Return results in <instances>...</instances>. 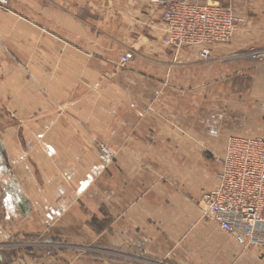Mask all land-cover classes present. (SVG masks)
Masks as SVG:
<instances>
[{
  "label": "rangeland",
  "instance_id": "1",
  "mask_svg": "<svg viewBox=\"0 0 264 264\" xmlns=\"http://www.w3.org/2000/svg\"><path fill=\"white\" fill-rule=\"evenodd\" d=\"M194 2L234 8L239 20L236 29L224 36L211 24L205 28L207 36L200 34L203 39L186 36L199 40L195 45H173L167 42L173 34L166 31L164 22L161 29L154 28V18L133 24L130 32L108 31L106 21L96 34H69L76 43L81 38L101 40L99 48L81 50L86 58L100 57L96 60L100 64L95 61L85 66L80 77L70 79H62L66 77L61 74L73 76L76 65L50 61L44 48L18 38L12 22L0 17V264H29L34 250L42 248L80 250L87 255L93 250L150 247L140 226L114 224L124 221V209L110 212V201L123 202L126 188L136 195L132 201L147 197L169 206L180 199L185 203L182 207L190 205L202 220L210 221L200 201L204 189L217 185L225 155L215 157L220 146L201 142L195 137L199 130L189 125L202 122L206 115L211 126H218L240 115L264 114V0ZM148 3L150 10L158 8ZM0 11L22 21L31 17L46 26L44 7L32 14L29 0H0ZM100 15L102 20L109 16L106 11ZM127 54L133 58L125 62ZM92 70L94 75L85 77ZM189 75L197 81L190 82ZM131 106L134 126L126 131L125 107ZM61 121L78 124L84 152L79 162L53 159L55 150L43 144L45 136H50L49 124L53 127ZM141 124H149L146 144L133 145L134 151L129 152L126 132L139 137L146 132ZM112 135L117 136V144H112ZM147 154L148 159L139 161V155ZM46 168L58 173V178L49 176ZM139 168L148 175L124 174ZM76 185L78 193L59 191V202L72 194L90 205L85 216L50 199L49 208H44L42 190ZM56 204L61 208H53ZM187 217V223L171 227L183 234L199 231V219ZM148 228L155 239L162 240L169 226L152 222ZM234 242L230 239L229 264L237 263L231 253Z\"/></svg>",
  "mask_w": 264,
  "mask_h": 264
},
{
  "label": "crops",
  "instance_id": "2",
  "mask_svg": "<svg viewBox=\"0 0 264 264\" xmlns=\"http://www.w3.org/2000/svg\"><path fill=\"white\" fill-rule=\"evenodd\" d=\"M43 3L45 5H43ZM42 6L45 10L46 26L36 22L31 17H29V19L27 18V21H22L15 15H9L1 11L0 17L6 18L8 21L12 22L11 26L13 28V33H16L18 38L23 40L27 38L29 44L34 48H44L49 55L48 59L50 61L60 59L62 63L76 65L77 72L72 74L73 76L61 74V77H66L62 79L80 77L86 70L85 66L94 65V62L100 58L97 56L92 59L86 58L82 55L84 52L81 51L84 46L91 47L93 50L99 48L101 42L99 38H93L90 42L84 41V39L81 38L76 43L68 37L69 34L88 32L96 34L101 31L103 25H106V21L109 23V28L106 30L113 32H118V29L119 31L130 32L133 30V24H145L149 22L150 17L157 21L154 28L159 29L160 27L161 29L164 25L162 10H159V7V9L153 7L150 10L147 0H29V7L32 14L37 13V10L42 8ZM102 9L109 14L107 20H102L100 14L105 12L102 11ZM152 15L156 16L152 17ZM38 44L43 47L38 46ZM96 62L100 64L99 61ZM90 75H94L93 70L90 72L89 76L85 77L89 78L91 77ZM192 77L193 76L189 75L190 82H193V80L197 81L196 78ZM173 79L181 80L176 77ZM125 112L124 128L126 131L132 130L134 126L133 119H135L134 115L129 116V112H133L132 106L125 107ZM208 115L211 116V112ZM40 125L41 123L39 126ZM141 125L144 127L143 129L149 126V124ZM189 127L199 130L195 133V137H198L201 142L210 146H220L219 149L216 148L215 153L213 152V155L219 158L220 155H225L228 139L231 136L264 137V114L257 112L248 118H244V115H240V118H232L231 120H227L226 123L219 124L218 126H214L213 124L211 126L206 115L202 122L189 125ZM78 128V124L74 122L66 123L61 121L53 127L49 124L48 129H51L49 133L50 136H45V143L43 144L48 146V149L49 146H52V152L53 149L56 151H54L56 156L53 159H72L73 161L79 162V160L83 158V144L80 141L81 138L78 136ZM218 128L220 129L219 133L217 131ZM203 129L207 130L203 132ZM146 139L147 129L146 132H142L139 137L132 135V132H126V144L131 145L128 151H134L133 145L146 144ZM110 140L112 144L113 142L117 144V136L112 135ZM15 151H17V148L14 149V152ZM141 151L143 152V149H141ZM16 153L13 154L16 155ZM215 157L212 158V160H215ZM138 158L140 159L139 161H143V159H148V154L146 156L139 155ZM129 159L132 161V157ZM202 159L204 160V158ZM212 160H208V162ZM220 168L222 169V167ZM46 170H48L49 176L58 178V173H53V170L48 168H46ZM78 173H80V171ZM124 174L127 177H144L148 175V172L145 169L139 168L138 171H136V169L125 170ZM52 184L55 185L53 180ZM209 189H204V192L209 191ZM79 190L80 187L78 185L73 189L62 187L60 190L58 187L56 189L52 187L47 189L46 192L42 190L40 195L43 196V200L46 203V205L44 203V208H49L47 205L49 199L53 203L59 202V191L68 194L74 192L78 193ZM47 193H52V196L50 198L47 197ZM133 193L134 192L131 193L128 191V188H126L124 201L119 203L110 201L109 209L112 213L124 209V221L119 223L115 221L114 224L140 226L141 228H139L146 240L148 239L151 242L149 245L150 247H148L147 244L145 248L141 246L139 248L131 247L120 250H93L87 255L84 251L80 250H52L42 248L34 250V256H31L29 264H229V242L230 239L233 242L234 240L228 234L221 233L223 231L211 221L202 220L199 212L195 208L190 205L182 207L185 203H181L180 199L172 201L169 206H166L164 202H159V200L148 201L147 197L139 199V201H132L136 196L132 195ZM129 194H131V200L128 198ZM142 194L144 193L141 192L140 195ZM46 197L48 198L47 200L45 199ZM41 198L42 197L39 198L40 201H42ZM59 203L61 207L66 209L73 210L76 208L81 210L82 216H85L86 212L84 211L86 207L90 208V205H86L84 201L79 199L75 200V196L73 197L72 194L64 196ZM57 205L59 204H56L53 208H61L57 207ZM131 205L134 209L133 211H130ZM51 206H53V204ZM187 216H194L196 217L195 220L199 219L201 224L199 231L183 234L180 228H178L177 232L175 227H171L172 225H179L182 222L187 223ZM70 220H72V217H70ZM30 222L32 223L33 221ZM152 222H156V224L162 226H169L168 233L164 236L162 235V240H159V238L155 239V236L151 234L148 225ZM36 233L37 231H35L34 234ZM154 239L155 241H153ZM0 240H3V237H0ZM166 243L169 246H165ZM234 244L235 250L231 253H235L234 256H237L236 264H264V248L253 247L251 250H244L237 243L234 242ZM198 245L200 246L199 248Z\"/></svg>",
  "mask_w": 264,
  "mask_h": 264
},
{
  "label": "built area",
  "instance_id": "3",
  "mask_svg": "<svg viewBox=\"0 0 264 264\" xmlns=\"http://www.w3.org/2000/svg\"><path fill=\"white\" fill-rule=\"evenodd\" d=\"M162 9L166 31L173 34V45H195L196 38L215 24L224 36L238 24V12L232 7L208 5L194 0H148ZM127 54L124 61H130ZM204 216L245 248L264 246V137L232 136L222 159L217 185L204 192L201 201Z\"/></svg>",
  "mask_w": 264,
  "mask_h": 264
}]
</instances>
